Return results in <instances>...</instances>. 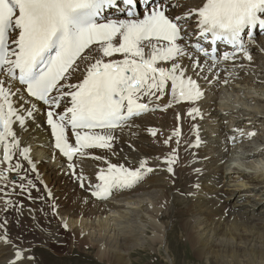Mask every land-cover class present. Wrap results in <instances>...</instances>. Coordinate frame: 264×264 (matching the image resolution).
<instances>
[{
  "label": "bare ground",
  "instance_id": "obj_1",
  "mask_svg": "<svg viewBox=\"0 0 264 264\" xmlns=\"http://www.w3.org/2000/svg\"><path fill=\"white\" fill-rule=\"evenodd\" d=\"M184 2L185 5L180 6L176 0H167L168 4L177 5L167 8V12L173 17L184 15L189 9L199 7L203 0ZM184 23L189 30L196 20L186 18ZM245 47L251 59H257L261 52L264 55V36H256ZM83 56L87 59L81 58L73 65L72 77L64 80V84H77L86 73V67L100 58L95 47L91 52L86 50ZM119 58H122L120 54H114L104 60ZM198 59L199 68H191L187 58L183 62L191 68L187 75L197 80L202 92L200 99L170 104L169 82L167 95H162L160 100H142L155 107L153 113L133 117L123 128L102 130L99 133L114 137L111 148L86 149L84 156L74 158L75 173H82L83 181L76 179L68 168L70 162H64L51 147L47 108L29 98L18 101L35 106L33 116L26 118L24 127L14 124L21 147H30L28 155L32 162L19 155L16 149L12 159L4 162L3 145L0 144V172H3L0 179H7L9 184L8 188V184L0 183V236L7 235L12 241L11 246L0 243V264H14L16 250L21 251L23 264H39L31 252L37 242L59 253L76 245L83 246L84 250L90 246L100 260L127 264L129 242L138 245L135 242L138 232L128 225L130 214L139 222L149 224L151 244L154 241L163 244L168 235L166 226L157 221L163 201L167 200L162 190L154 199H140L132 194L138 190L137 184L114 190L106 199L91 195L99 183L96 174L106 170L109 163L135 168L141 160H146V166L153 168V172L148 173L153 175L151 178L164 175L178 179L188 171L192 179L188 192L195 199L196 211L191 210L190 218L183 221V230L199 255H210L219 264H264V247L258 249L259 242L264 246V158L261 157L264 140L249 143L253 138L248 135L254 129L255 132L264 129V63L257 67L256 61L237 55L212 67V62L206 58ZM158 66L170 67V64L158 62ZM217 92H223L226 101L216 102ZM234 92L235 98H229ZM20 96L26 97L23 92ZM166 104L171 107L166 109ZM193 107L198 108L199 113L189 115ZM150 130L156 135L149 137ZM181 131L179 139L175 133ZM210 131L213 139H210ZM165 140H168L167 145ZM237 141L244 148L231 151L229 143ZM176 152L180 159L173 165L174 173H169L163 160ZM185 159L186 162L191 160V164L184 162ZM17 164L19 168H15ZM200 167L202 170L198 172ZM12 176L16 177L13 182ZM230 177L232 180H227ZM81 183H84L83 188ZM150 193L145 192L147 196ZM220 195L221 201L217 198ZM224 209L227 210L225 216ZM65 223L67 228L63 227ZM140 233L144 234L142 230Z\"/></svg>",
  "mask_w": 264,
  "mask_h": 264
},
{
  "label": "snow or ice",
  "instance_id": "obj_2",
  "mask_svg": "<svg viewBox=\"0 0 264 264\" xmlns=\"http://www.w3.org/2000/svg\"><path fill=\"white\" fill-rule=\"evenodd\" d=\"M176 6L167 0H145L142 10L137 9V0H0L3 161H10L16 149L32 162L28 155L30 147H21L14 124L24 127L35 106L18 101L34 98L48 106L47 124L55 138V148L67 158L68 168L76 175L74 157L84 156L86 149L111 148L114 137L94 133V129H115L122 121L147 112L148 103L141 101L160 100L167 95L169 82L170 104L199 100L202 92L197 80L187 75L191 68L201 67L198 57L208 58L212 67L221 60L234 59L235 52H242L250 60L241 33L246 32L250 40L254 39L253 27L258 26L264 33V0H203L199 7L170 18L166 9ZM111 9L122 13L124 18L107 17L106 12ZM191 17L196 20L198 39L189 44L186 37L191 34L184 22ZM217 41L233 46L235 52L225 51L217 56L214 48L209 50ZM93 47L100 58L86 67L83 80L64 84L73 65L81 58L87 59L83 54ZM114 54H120L122 59L104 60ZM185 58L191 68L184 64ZM158 62L170 67L158 66ZM21 92L26 97H21ZM66 100L70 106L62 113L57 112ZM198 113L195 107L188 112ZM69 128L75 146L69 142ZM152 135H156L155 131ZM176 162L177 158L172 156L165 158L169 173H174ZM146 165V160L135 168L109 163L106 170L96 174L99 183L91 195L106 199L114 190L132 187L153 172ZM76 179L85 178L81 173ZM80 186L83 188L84 183ZM63 227L67 228V223ZM0 243L12 245L7 235L0 236ZM14 255V264H23L21 251L16 250Z\"/></svg>",
  "mask_w": 264,
  "mask_h": 264
},
{
  "label": "rangeland",
  "instance_id": "obj_3",
  "mask_svg": "<svg viewBox=\"0 0 264 264\" xmlns=\"http://www.w3.org/2000/svg\"><path fill=\"white\" fill-rule=\"evenodd\" d=\"M240 53L238 54V56H240L241 59L247 60L244 57V55ZM250 60L256 61L255 63L256 66L257 64H259L262 67L264 63V55H262V52H261V55L258 56L257 59L252 58ZM262 74L264 76V72ZM224 88H227V87H224ZM216 97L218 98L216 102L226 101L225 96L223 97V92L222 93L217 92ZM229 98H235V92L233 96L231 95ZM185 103H188V102H185ZM215 105L217 108H221L219 107V104H215ZM156 111H161V110H156ZM177 117L179 118V114L177 115ZM254 130L251 132L255 133V135L254 137L252 136L253 140L250 139L249 143L252 141H256L258 139L264 140V129H259L256 132ZM151 132L152 131H150L149 133V137L151 136L153 137ZM182 134H183V131H181V133L179 132V135H176L177 138L180 139ZM210 134H211L210 139H213V136H212L213 132H211ZM229 144H230L229 147L232 148L231 151L233 150L240 151L242 150V148H244L240 141H237L235 144L234 143L233 144L229 143ZM177 146H179V143L177 144ZM237 146H240L241 148ZM171 156L174 158H177V160L180 159V154L177 152L172 153ZM261 157L264 158V153L261 155ZM165 158L166 157H164V160H163L164 162H165ZM186 159L184 162H186ZM186 163L191 164V160L190 161L188 160V162ZM200 170H202L201 167L197 169L198 172ZM183 173L184 175H182V178H178V179L165 177L164 175L161 176V178L159 177V175H157V177L155 176L151 178V176L153 175L150 176L149 175L150 173H149L145 176L146 180L143 181L142 179L140 185L138 184L140 181L137 183L138 186L137 185L136 186L138 190L136 189L137 191L132 194L140 197V199L141 198L145 199L146 197H152L151 199H154L161 190L163 191L164 196L166 197L167 200L163 201L162 209L159 210V212L161 213L159 214L158 216L159 219H157V221L158 223H160L161 221L162 223L165 224L168 235L166 236V239L164 238L163 244L160 245L156 241H154L151 244V241L148 240L149 236L152 235V230L150 229L149 224L147 223L144 224L143 223L144 221L139 222V220L136 219L135 215L131 216L130 214V221H129L130 223L128 225L130 226L132 225L131 226L132 229H134L135 232H138L135 236L138 238L137 240H135V242H138V245L137 244L133 245V243L131 245V242H129L128 245L130 249L126 251L127 252L126 255L128 257L127 264H219L215 262L214 259L210 257V255L209 256H207V254L199 255V253L196 251L195 245L192 243L190 239H188L185 236V232L183 230V221L187 218H190L191 210L193 209L194 211L196 210L193 205V202L195 199L193 198L192 195H189V192H188L189 190L188 183L192 179L188 177V171H184ZM34 177L36 178L37 174ZM177 177L178 175L176 176V178ZM5 180L7 179H0V183L3 182L1 184H8L6 183ZM14 180H16V177L12 176L11 182H13ZM227 180L231 181L232 178L227 179ZM146 181H149V182H146ZM8 188H9V184H8ZM3 190L7 191L9 189L7 190L3 189ZM147 191L151 192L150 195L148 196L147 194H145V192ZM221 196L222 195L217 197L219 201H221ZM222 212H224V216L227 214L226 209H224ZM28 219L33 220V217L31 218L28 217ZM124 224L127 225V223L125 222ZM142 224L143 226H141ZM141 230L144 233L143 235L140 233ZM51 241H53L52 238H51ZM29 242L32 243L31 241ZM262 244H264V241H262ZM33 245L34 247H32L31 252L34 254L39 264H124L122 262L114 263V261L108 260V259L100 260L96 256V250L92 249V247L90 246L88 248H85L84 250L83 246L82 248L81 246L76 245L73 248H68V250L66 249L62 251L61 253H59L55 251L54 249H50L48 246H46V244L44 245V243L37 242L36 244H33ZM262 247L264 246H262L259 242L258 249H262Z\"/></svg>",
  "mask_w": 264,
  "mask_h": 264
}]
</instances>
